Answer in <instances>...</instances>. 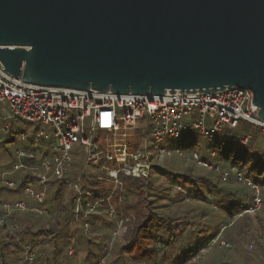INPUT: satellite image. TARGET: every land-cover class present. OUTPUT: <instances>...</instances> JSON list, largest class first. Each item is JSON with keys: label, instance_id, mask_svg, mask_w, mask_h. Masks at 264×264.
I'll list each match as a JSON object with an SVG mask.
<instances>
[{"label": "water", "instance_id": "obj_1", "mask_svg": "<svg viewBox=\"0 0 264 264\" xmlns=\"http://www.w3.org/2000/svg\"><path fill=\"white\" fill-rule=\"evenodd\" d=\"M0 64L115 95L249 89L264 122V0H0Z\"/></svg>", "mask_w": 264, "mask_h": 264}, {"label": "built area", "instance_id": "obj_2", "mask_svg": "<svg viewBox=\"0 0 264 264\" xmlns=\"http://www.w3.org/2000/svg\"><path fill=\"white\" fill-rule=\"evenodd\" d=\"M252 96L249 89L236 87L215 93L162 96L46 87L15 79L0 64V104L7 103L14 119L39 126L33 135H18V146L11 153V170L0 174V185L9 190H16L17 183L26 178L20 190L24 200L0 204V230H14L18 215H46L48 184L57 181L71 196V222L76 237L92 241L90 219L100 213L113 222L107 254L97 263L105 264L113 243L123 238L131 224V216L119 211L124 197L121 178H146L153 169L152 157L158 154L172 152L181 157L177 149L159 148L165 138L181 139L191 132L212 141L217 136H226L227 131L234 132L239 123L247 124L249 130L241 137L229 139L241 148L248 147L255 133L264 138V122L257 117V107L251 105ZM7 135V127L0 126V143ZM141 143L143 149L135 151ZM214 158L213 152H208L207 160L192 152L185 157V163H195L216 173L224 182L233 178L247 187L254 198L252 207L245 213L258 212L262 206L258 186L235 167L221 169L213 163ZM75 160L81 165L72 180L69 175ZM87 181L103 185L107 181L111 186L105 197L95 200L96 194L87 190ZM215 247L230 248L217 238L186 264L202 260ZM251 247L248 246L249 250ZM73 253V249L68 251L69 256ZM22 258L23 262L32 263L33 251L25 247Z\"/></svg>", "mask_w": 264, "mask_h": 264}, {"label": "trees", "instance_id": "obj_3", "mask_svg": "<svg viewBox=\"0 0 264 264\" xmlns=\"http://www.w3.org/2000/svg\"><path fill=\"white\" fill-rule=\"evenodd\" d=\"M4 124L1 119L0 126ZM248 130L247 124L239 123L234 132L227 131L226 136L205 141L201 147L204 156L199 157L207 160L208 152H213L214 164L221 169L235 167L252 180L262 198L258 215L252 218L245 213L252 207L254 198L247 187L237 184L233 178L224 182L218 174L200 172L186 165V156L192 152L199 155V144L190 143L198 138L189 132L180 139L183 144L177 150L182 153L181 157L174 153L158 154L152 157L153 169L149 178H121L124 197L119 211L126 217L137 208L142 211L135 214V223L128 225L120 240L122 243H113L105 264H186L217 238L230 248L215 247L194 264H233V255L237 252L246 254L244 264H264V255L250 256L261 246L257 243L258 236L250 234L253 233L251 223L255 222L259 233H264V138L255 133L246 149L229 139L241 137ZM8 136L9 140L7 136L2 137L0 150L11 159L6 147L15 142L17 135L10 128ZM170 156L172 158L167 159ZM80 165L79 160L74 161L70 179L76 178ZM3 169L0 165V174ZM23 180L17 183L16 190L0 185V194H3L0 204L13 198L24 200L20 193L26 184ZM86 186L88 191L96 194L95 200H101L108 191L97 182L87 181ZM130 198H134L137 208L130 205ZM70 203L71 196L61 184L57 181L49 183L46 215H18L14 230H0V264H28L20 261L25 247L34 253L30 264H97L107 254L110 239L107 231L114 229L113 222L100 213L90 219L93 240L76 237L72 230ZM244 244L253 245L248 250V246L244 249ZM70 249L74 250L71 256L68 255ZM13 253L16 255L10 260Z\"/></svg>", "mask_w": 264, "mask_h": 264}, {"label": "rangeland", "instance_id": "obj_4", "mask_svg": "<svg viewBox=\"0 0 264 264\" xmlns=\"http://www.w3.org/2000/svg\"><path fill=\"white\" fill-rule=\"evenodd\" d=\"M1 119L5 121L4 126L7 127L8 132H9V130L11 128V129H13V133H15L17 135L16 136V139H15V142L8 144L7 147H6V149L9 150L10 153H12L14 151L13 149H16L17 146H18L17 137H18L19 134L29 133L30 135H33L39 129V126L38 125L31 124V123H27V122H21L19 120L14 119L11 116L10 112H9V108H8L7 103H5V102L0 104V121H1ZM193 135L196 138H198V140L197 139H193L194 141L191 140L190 143H193L194 142V144H196V142H197L199 144V147H198L197 150L199 152V156L202 158L204 156V148H201V147H204L205 141H207V140L202 139L196 133H193ZM7 139L8 140L10 139L8 135H7ZM129 140L131 141L130 138H129ZM134 141H136V139L135 138H132V141L131 142H134ZM182 144H183V142L180 139L165 138V139H163V141L160 142V144L158 146H159V148H164V149H166L168 151H171V150L178 149V147L180 145H182ZM142 149H143V146H142V143H141L139 145V147L137 149H135V151H140ZM77 154L80 156L81 155V152L78 151ZM82 154H83V152H82ZM171 154H173V153L171 152ZM0 155H1L0 165L4 166V169L1 172L11 170L12 161H11L9 155L8 154H5L4 151H2V150H0ZM71 155H74V151L71 153ZM169 158H172V157L170 156L167 159H169ZM190 166L193 167V168H195L197 171H200V172H203V171L209 172L208 170H206V169H204V168H202L200 166H197L195 163L190 164ZM149 176L150 175H148L146 178H149ZM110 186H111V184L109 182L105 181L104 182V185H103V188L108 189ZM0 196H1V198H3L2 197L3 196L2 193L0 194ZM21 198H23V195H21ZM263 198H264V194H263ZM14 199H17V198H13V200ZM129 201H130V205L133 208L134 207L137 208L136 203L134 201V198H130ZM117 202H118V200H116V203ZM137 209H136V211H139V212H136L134 210V211H130L129 214H128L129 216H131V223L132 222L135 223L134 222L135 221V214L137 215L138 213H141V211H142L139 208H137ZM263 212H264V210H263ZM259 213L260 212L258 211V213L256 212L254 214H248V215L250 217L254 218V216L258 215ZM250 229L253 230L252 231L253 233H250V234H252V236H253V234L257 235L258 236V238H257L258 239V242L257 243L261 245L260 247H257L256 251L252 255H250V256L252 258H254V257H258L259 258V257H261V256L264 255V233H259L258 228H257L255 222L251 223ZM107 234H110V231H107ZM121 243L122 242L120 240L119 241L117 240V242H115V245L116 244H121ZM245 246H249V245L248 244H244V249H245ZM254 246H255V244H254ZM254 248H256V246ZM248 250H249V248H248ZM15 255H16L15 253L11 254L10 255V260L13 259L15 257ZM22 257H23V254H22ZM22 257L20 258V261L23 262V260H22L23 258ZM233 257H234V261L231 262V263H233V264H244V260L246 258V254L237 252L235 255H233Z\"/></svg>", "mask_w": 264, "mask_h": 264}]
</instances>
